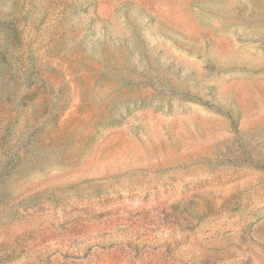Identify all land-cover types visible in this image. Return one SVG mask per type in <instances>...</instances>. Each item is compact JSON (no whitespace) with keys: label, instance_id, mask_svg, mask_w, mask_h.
Segmentation results:
<instances>
[{"label":"rangeland","instance_id":"1","mask_svg":"<svg viewBox=\"0 0 264 264\" xmlns=\"http://www.w3.org/2000/svg\"><path fill=\"white\" fill-rule=\"evenodd\" d=\"M0 264H264V0H0Z\"/></svg>","mask_w":264,"mask_h":264}]
</instances>
